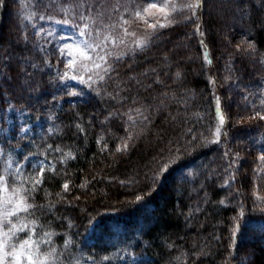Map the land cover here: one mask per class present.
Here are the masks:
<instances>
[{"label": "trees", "instance_id": "trees-1", "mask_svg": "<svg viewBox=\"0 0 264 264\" xmlns=\"http://www.w3.org/2000/svg\"><path fill=\"white\" fill-rule=\"evenodd\" d=\"M81 2L0 4V122L4 114L16 121L9 138L0 136V148L5 139L10 149L42 155L53 166L45 169L35 193L44 207L30 218L36 219L34 239L41 241V251L48 249L43 243L48 239L61 254L60 264H115L125 253L139 258L137 264H264V200L259 199L264 172L256 171L264 154V120L251 118L254 107L264 115L262 0H205L198 12L200 33L190 21L160 30L145 51L115 62L117 71L106 86L93 84L99 95L80 84L83 99L63 104L67 94L58 70L66 55L50 41L55 36L63 43L79 34L85 22L70 9ZM129 2L118 0L113 8ZM185 2L172 0L177 10ZM82 10L75 8L77 14ZM123 13L119 7L113 18ZM145 27L132 25L137 36ZM212 93L220 98L221 111L227 109L216 144L211 143L218 123ZM29 124L33 133L25 134ZM125 130L132 136L127 149ZM188 141L196 147L183 153ZM169 142L181 147V158L153 182L145 173L153 175V156ZM229 161L235 180L224 170ZM23 174L28 181L34 172ZM226 180L229 187H222Z\"/></svg>", "mask_w": 264, "mask_h": 264}, {"label": "snow or ice", "instance_id": "snow-or-ice-1", "mask_svg": "<svg viewBox=\"0 0 264 264\" xmlns=\"http://www.w3.org/2000/svg\"><path fill=\"white\" fill-rule=\"evenodd\" d=\"M2 3L3 0H0V4ZM262 4H264V0H262ZM204 6L205 0H186L177 10L172 0H130L127 5L119 6L124 7V13L118 15L115 22L106 23L103 19L104 13L97 11L98 6L96 4H90L87 0H82L81 3L70 10L73 12L74 18L78 17L80 21L85 22L83 28H79L77 25L80 37L85 39L75 46L68 45V55L71 57V60L67 62L68 71L61 72L58 70V79L64 82L66 94L83 96L82 90L79 92L71 90L69 81H76L99 95V90L93 88V84H101L102 87L106 86L113 79L112 73L117 71L115 62H122V58L128 53L135 56L137 50L140 52L145 51L155 40L160 38L162 34L160 30L172 27L175 23L190 21L196 25V32L200 33L198 12ZM119 7L114 8L113 11L119 13ZM75 8L83 10L77 14ZM173 12H176L175 16L172 15ZM153 13H159L160 16L158 18L145 19V17H151ZM34 15L35 13H32L25 19L31 20ZM39 18L41 20H54L51 15H41ZM98 20L99 26L94 27L97 25ZM108 20L111 21V16L108 17ZM54 22L57 24L71 23L67 18L54 20ZM141 22L146 26L143 29L145 34L137 36V31L132 28V25H139ZM149 28L152 29L151 33L147 32ZM200 44L202 47L204 46L203 39H201ZM117 48L124 50L114 51ZM249 49L254 51L252 45H249ZM60 51L63 54L64 50L60 49ZM73 52H75V55H73ZM110 56L114 58L113 63L109 62ZM204 60L208 64L212 62L207 53L204 54ZM176 77H180L179 72L176 73ZM159 82L157 80V83ZM211 83L214 84L216 82L211 81ZM212 95L216 98L218 123L213 132L216 138L211 143L216 144L219 143L218 138L222 134L225 125V112L227 109L225 108L224 111H221L220 98L215 93H212ZM133 103L135 104L137 101L133 100ZM260 103L264 106V98L261 99ZM157 110L159 111V109ZM136 111L143 116L145 121L150 119L149 116L144 115L140 108H137ZM253 111L255 115L251 117L252 119L258 117L260 120H264V115L256 111L255 107ZM132 123L135 124V121ZM77 127L79 128V125ZM80 131L82 132L83 129H80ZM209 131H212V129H209ZM125 135L124 148L127 149L128 141L132 139V136L128 134L127 130H125ZM204 139L203 134H201L200 144L206 147L207 144L204 143ZM192 140H196V135L192 136ZM188 144H191V141H188L184 146L183 153H188L196 147V145L188 147ZM51 147L49 145V148ZM117 150L119 151V149ZM54 151L59 152L61 149L56 148ZM181 153L182 149L180 146L173 148L171 142L166 143L161 151L153 156L152 167L150 168L153 175L149 177L145 173V177L155 182L160 175L169 172L171 164L178 162L181 158ZM3 154L4 150L0 149V156ZM229 155L230 153L225 150L224 156L227 157ZM70 158L74 159V157ZM258 159L260 164L257 166L256 171L264 172V154L260 155ZM232 164L233 161H229L224 169L225 172H229ZM46 166L53 167L51 164L46 165L44 161H40L37 165V170L28 181L24 180L22 165L18 166L14 173H8L5 170V174L0 175V264H60L59 257L61 254L57 252L55 247L51 246L50 240L45 239L43 241L49 247L46 251H41V241L34 239L37 236L36 219H30L44 207L35 202V193L37 187L43 183L42 178ZM260 178L264 179V177ZM228 179L235 180V172H229ZM121 183L124 182L121 181ZM222 187H229L227 180L222 184ZM68 188L69 185L65 182L63 184L64 191H68ZM141 199L142 197L140 196L136 197L137 201ZM259 199L264 200V197ZM29 224H31V227H29ZM20 233H25L26 235L22 238L19 235ZM43 235L48 237L51 234L44 232Z\"/></svg>", "mask_w": 264, "mask_h": 264}, {"label": "rangeland", "instance_id": "rangeland-1", "mask_svg": "<svg viewBox=\"0 0 264 264\" xmlns=\"http://www.w3.org/2000/svg\"><path fill=\"white\" fill-rule=\"evenodd\" d=\"M106 0H87L88 3L90 4H96L97 7V11L104 13L103 19L106 23L108 22H115L116 18L114 19L113 17V7H116L118 5V0L117 1H112L109 3H105ZM102 6V7H100ZM111 16V21L108 20V17ZM160 16L159 13H153L151 17H145V19H152V18H158ZM99 26V20L97 22V25H95L94 27H98ZM45 30V29H44ZM45 36H47L48 38L52 39V35L50 31H44ZM85 39L84 37H80V35H75V37L72 38H68L67 40H64L63 43L60 41H57L54 38L52 39V41L55 45H57L58 47H60L61 49H64V55H66V62L65 64H63V67L60 70L63 71H68L67 68V62L71 60V57L68 55V45H77L80 44L82 42V40ZM73 55H75V52H73ZM62 71V72H63ZM69 83L71 84V90L73 92H79L82 90L80 83H77L76 81H69ZM64 86V83L62 84ZM25 86V85H22ZM83 99V96H70L67 95L64 99H63V104L64 103H75L77 100H81ZM18 117H20V115H18ZM20 121H22L20 119ZM2 123V124H1ZM16 124V121L13 117L9 116V114H4L3 116V121L1 120L0 122V136H2V138H9L10 132L13 130L14 125ZM33 125L29 124L27 126H25L24 131L25 134H31L33 133ZM3 141V146L0 149L4 150V154L2 156H0V169H3V175L5 174V170H7L8 173H14L15 169L18 166H23L22 171L24 173L25 170H30L31 174L33 172H35L37 170V165L40 161H44L45 164H50V161L45 160V157L42 155H23L22 154V149L20 147H14L13 149H10V144H7L6 141ZM25 157H27V159H25ZM47 168V166L45 167V169ZM261 196V194H260ZM264 197V196H262ZM117 260H119V263H115V264H137L140 260L139 258H137L135 255L130 254L128 255V253H125L124 255H122L121 257H118ZM115 262V261H114Z\"/></svg>", "mask_w": 264, "mask_h": 264}]
</instances>
